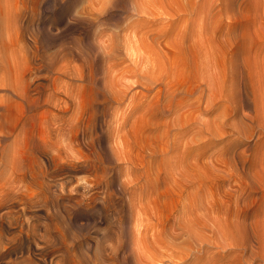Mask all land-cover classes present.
Masks as SVG:
<instances>
[{"label": "rangeland", "instance_id": "1", "mask_svg": "<svg viewBox=\"0 0 264 264\" xmlns=\"http://www.w3.org/2000/svg\"><path fill=\"white\" fill-rule=\"evenodd\" d=\"M0 264H264V0H0Z\"/></svg>", "mask_w": 264, "mask_h": 264}]
</instances>
